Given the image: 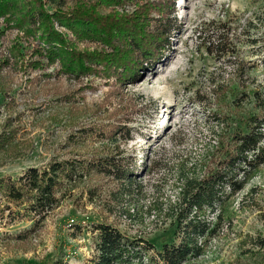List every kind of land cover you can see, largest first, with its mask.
<instances>
[{"label": "rangeland", "instance_id": "374dc122", "mask_svg": "<svg viewBox=\"0 0 264 264\" xmlns=\"http://www.w3.org/2000/svg\"><path fill=\"white\" fill-rule=\"evenodd\" d=\"M177 1V25L182 27L174 34L170 49L160 61L145 63L137 79L123 88L125 99H132L138 110L129 123L131 138L120 144L139 159L142 169H138L136 179L144 185L141 195L124 199L123 207L138 213L142 220H129L121 212L113 199L119 189L116 181L86 179L74 186L44 226L27 238L19 236L25 235L30 220L7 225L0 221V264H53L59 260L83 264L94 252L98 233L92 225L99 222L111 223L127 236L145 237L158 250L177 241L166 208L178 195L181 161L188 159V167L199 164L206 144L214 140L207 123L216 122L207 119L208 112L227 113L233 127L244 126L247 114L257 112L253 110L255 98L240 99L245 98V91L264 90V0ZM210 21L214 23L209 26ZM5 25V19L0 18V63L4 56L10 57L15 41L27 53L24 61L30 60L36 43L23 40L21 31ZM222 33L229 37L232 53L218 59L209 54L207 46ZM243 62L246 64L238 70ZM26 67L2 70L10 75L2 85L9 94L4 100L0 98V124L11 115L20 129L13 155L0 156V178L18 177L29 167L44 165L62 154V145L74 126L64 115L67 106L53 98L81 85L73 78L56 75L59 67L53 66L48 70L55 74L51 83L36 86L33 82L43 79L30 66L24 73ZM87 81L92 86L81 94L85 99L75 111L82 118L92 115L93 104L100 103L108 90L101 79L90 77ZM221 83L224 95L216 97V86ZM114 103L117 106V101ZM56 110L61 116L54 120ZM106 117L102 115L103 120ZM154 157L160 160V169L150 166ZM151 184L162 187L165 205L147 215L145 206L156 197ZM95 188L96 198L91 200ZM217 210L223 213L222 222L213 231L216 219L208 214L213 222L203 253L189 256L182 264H264V164ZM75 223L83 225L82 230L73 228Z\"/></svg>", "mask_w": 264, "mask_h": 264}, {"label": "trees", "instance_id": "16d2710c", "mask_svg": "<svg viewBox=\"0 0 264 264\" xmlns=\"http://www.w3.org/2000/svg\"><path fill=\"white\" fill-rule=\"evenodd\" d=\"M177 2L0 0V18L5 19L6 29H17L23 33V40L36 43L26 62L27 53L18 41L10 47V57L4 56L0 63V98L4 100L9 94L2 89L10 75L2 73L6 67L27 66L23 70L27 73L30 66L43 79L33 83L43 86L55 77L49 68L58 66L56 75L73 78L81 85L53 98L57 104L67 106L64 115L74 125L62 145L63 153L44 165L29 167L18 177L0 178L1 224L31 221L20 239L40 230L46 218L70 196V190L93 177L116 181L119 189L113 199L118 201L121 212L129 220L141 217L123 207L124 199H134L144 190L143 183L136 179L141 168L139 159L120 144L131 138L129 123L138 110L132 99H125L123 88L137 79L145 63L160 61L170 49L174 34L182 27L177 25ZM207 51L218 59L229 55V37L222 33L209 43ZM241 64L246 63H239L238 70ZM90 77L101 79L108 90L100 103L93 104L92 115L82 118L75 111L85 99L81 94L92 86V82H86ZM223 88L222 83L216 86V97L224 95ZM242 96L245 98H239L241 101L255 98L253 110L257 112L247 114L244 126L233 127L227 113L209 111L207 119L216 122L207 123L213 142L206 144L199 164L188 167V159L179 164L176 180L181 185L175 200L166 208L177 241L158 250L145 237L127 236L113 224L99 222L92 225L98 233L94 252L83 264H182L189 256L203 253L213 222L208 214L216 219L214 231L223 218L217 206L243 189L251 173L264 164V90L245 91ZM110 105L114 106L111 110ZM55 112L57 120L61 112ZM102 115L107 116L106 120ZM15 119L10 115L0 124V156L13 155L20 129ZM159 162L154 157L150 166L160 169ZM154 184L156 197L145 206L147 215L161 211L165 205L162 187ZM90 198H96V188ZM71 225L83 228L78 223ZM52 263L67 264L62 260Z\"/></svg>", "mask_w": 264, "mask_h": 264}, {"label": "bare ground", "instance_id": "6f19581e", "mask_svg": "<svg viewBox=\"0 0 264 264\" xmlns=\"http://www.w3.org/2000/svg\"><path fill=\"white\" fill-rule=\"evenodd\" d=\"M182 4H186V1L184 0V1L182 2ZM182 4H181V5H182Z\"/></svg>", "mask_w": 264, "mask_h": 264}]
</instances>
